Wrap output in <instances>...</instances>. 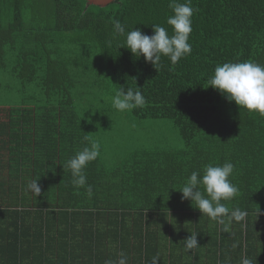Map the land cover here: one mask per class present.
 <instances>
[{"label":"trees","instance_id":"1","mask_svg":"<svg viewBox=\"0 0 264 264\" xmlns=\"http://www.w3.org/2000/svg\"><path fill=\"white\" fill-rule=\"evenodd\" d=\"M168 4L117 0L99 7L87 0H0V264H105L108 245L114 234L126 231L128 216L96 210L111 202L102 181L112 176L138 186L134 175L151 172L156 161L169 156L175 160L170 169L183 184L193 171L202 177L206 165L231 162L229 180L238 192L221 203L247 215L224 231L225 225L202 215L181 193V205L196 211L188 208L186 216L191 213L207 234L197 237L199 247L180 256L183 263L162 257L159 264H240L242 258L264 264V115L239 109L207 84L217 65L248 60L264 65V0H191V53L175 65L162 57L157 72L123 47L124 37L114 35L113 21L149 36L152 25L159 24L171 36ZM106 78L117 90L140 88L146 104L130 116L143 123L172 121L182 149L165 147L163 136H152L141 158L136 151L116 156L108 172L100 138L115 131V124L106 119L111 118L107 111L91 113L99 106ZM95 116L102 119L99 127L91 121ZM77 136L84 145H76ZM92 142L101 148L84 169L90 197L87 185L75 188L68 174L65 181L48 173L38 177L39 197L25 191L37 168L52 164L49 171L56 172L60 149L71 159ZM199 190L204 192L202 185ZM147 193V199L153 198L151 190ZM118 216L121 227L106 229L103 223ZM136 232L139 228L130 236ZM217 233L230 235L235 243L228 261L225 247H215ZM150 235L143 231L140 239L147 240L141 248L148 251L153 249ZM146 255V260L128 257V264H151Z\"/></svg>","mask_w":264,"mask_h":264},{"label":"clouds","instance_id":"2","mask_svg":"<svg viewBox=\"0 0 264 264\" xmlns=\"http://www.w3.org/2000/svg\"><path fill=\"white\" fill-rule=\"evenodd\" d=\"M169 8L172 15L167 18V25L172 27L173 34L170 36L167 29L159 24L152 25L153 35L144 34L139 28L126 31L119 21H113V33L117 37H124V48H127L133 56L143 57L145 62L158 72L162 57H167L172 65L191 53V44L188 42L192 32V16L194 9L191 0L180 3L179 0H169ZM208 87L217 90L228 102H234L239 109L256 112L264 115V65L251 60L244 62H226L217 65L214 74L207 81ZM207 87V88H208ZM112 106L120 112L132 111L142 108L146 104L140 88L120 87L114 95L106 97ZM100 144L92 142L90 146L78 151L65 165L71 170L72 184L79 189L87 185V177L84 169L100 155ZM234 165L226 162L222 166L206 165L203 176L193 171L183 185L180 192L182 199L195 202L196 209L202 215L216 220L225 225L224 231H228V224L233 220L239 221L247 215L240 209L231 210L221 201L232 199L238 192V188L231 183ZM39 180H31L25 191L39 197L41 187ZM203 186L204 192L199 190ZM87 194L92 195V187L87 185ZM206 193V195H205ZM227 217V223L224 219ZM184 251L190 252L198 246L197 234H191L184 242ZM105 264H128L125 253L118 254V259H108ZM151 264H159V256L152 258ZM240 264H252L248 258H242Z\"/></svg>","mask_w":264,"mask_h":264},{"label":"crops","instance_id":"3","mask_svg":"<svg viewBox=\"0 0 264 264\" xmlns=\"http://www.w3.org/2000/svg\"><path fill=\"white\" fill-rule=\"evenodd\" d=\"M76 145L82 146L84 143L80 140L79 136L74 140ZM60 149V148H59ZM61 159L58 161V168L60 173L49 171V167L52 164L46 165L43 169L37 168L39 171L35 174L33 179L38 177L45 178L48 175L58 176L62 181H65L66 171L64 169L67 161L70 159L71 153L60 149ZM165 161V162H163ZM174 158L169 156L168 161L161 159L156 161L155 167L151 169V172L141 173L134 175L138 179V186H133L129 182H124L121 178H109L102 181V186L108 187V197L111 199L108 205H102L96 207L98 209H110L118 210L119 214H126L128 224L126 225V231L123 233L114 234L108 247L109 252L103 256L106 259H114L118 257V254L123 252L129 258L139 260V258L146 260H152V257L159 256V260L165 257L166 262L172 260L178 263L180 256L185 255L183 242L191 235H195L199 230L201 231L197 237H203L207 233L202 228L196 227V218L194 216H186V209L191 208L193 212H196L193 207H186L181 205L178 195L180 196V190L183 187V181L178 172L177 177L173 174ZM62 169V171H61ZM126 171V170H125ZM152 173V174H151ZM140 176V177H139ZM32 177V176H31ZM139 177V178H138ZM71 182L73 177L71 176ZM140 179V180H139ZM32 179L30 178V181ZM127 183V184H126ZM150 184H153L150 186ZM151 190L153 195L147 199L148 191ZM158 191V193H157ZM52 196V194H51ZM29 197H32L29 196ZM30 210L35 207L30 206ZM48 209L43 210V215H48ZM130 216V217H129ZM121 217H115L113 221L105 224L106 229L118 230L121 227L119 221ZM205 224V223H204ZM100 225V223H99ZM137 226V227H136ZM208 227V224H207ZM134 228H139V232H136L133 236H130V231ZM150 232V238L152 240L150 251L147 248H141L142 246L147 247V240L140 241L142 239V232ZM114 233V232H113ZM122 239L120 238V236ZM216 243L215 247H225L224 253L227 257L224 260H229L232 257L231 249L234 248V242L227 236L215 235ZM173 241V244L171 243ZM232 247V248H231ZM141 248V249H140ZM156 248V251L154 250ZM228 249V250H226ZM136 250V253L134 252ZM206 251L205 247L202 248ZM176 263V264H177ZM181 263L183 260L181 258Z\"/></svg>","mask_w":264,"mask_h":264},{"label":"rangeland","instance_id":"4","mask_svg":"<svg viewBox=\"0 0 264 264\" xmlns=\"http://www.w3.org/2000/svg\"><path fill=\"white\" fill-rule=\"evenodd\" d=\"M91 77V76H90ZM107 79V78H106ZM102 92L101 97L98 100V108L91 113L98 114L100 111H107L111 118H106L107 120L115 124V131L106 132L100 138L103 150L101 155L104 156L106 161L105 169L108 172L114 166L116 158L126 157L127 153L138 152V157L141 158L142 151L145 150L153 143L152 136L161 135L164 137L163 145L165 147H172L173 150H181L183 147V141L179 138V132L175 128V125L170 120H145L143 123L141 120L130 116V111L120 112L117 111L111 104L110 101H106V97L112 96L117 91L113 80H108L105 83V86L100 89ZM116 111V112H113ZM92 118L91 121L95 122L96 127L100 126L101 118ZM102 129V128H101ZM103 131H106L103 129ZM108 133V134H107ZM110 135V136H109ZM151 142H150V141ZM115 154V157L113 155ZM117 156V157H116ZM175 161V160H174ZM66 174L69 177L72 176L71 170L64 167ZM57 173L61 172L57 168ZM66 176V175H65ZM231 238V236L229 235Z\"/></svg>","mask_w":264,"mask_h":264},{"label":"water","instance_id":"5","mask_svg":"<svg viewBox=\"0 0 264 264\" xmlns=\"http://www.w3.org/2000/svg\"><path fill=\"white\" fill-rule=\"evenodd\" d=\"M117 0H87L90 5H95L99 7H107L108 5L114 3Z\"/></svg>","mask_w":264,"mask_h":264}]
</instances>
